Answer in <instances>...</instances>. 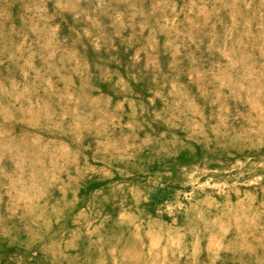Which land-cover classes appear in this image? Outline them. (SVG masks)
Returning a JSON list of instances; mask_svg holds the SVG:
<instances>
[{
  "label": "rangeland",
  "instance_id": "obj_1",
  "mask_svg": "<svg viewBox=\"0 0 264 264\" xmlns=\"http://www.w3.org/2000/svg\"><path fill=\"white\" fill-rule=\"evenodd\" d=\"M0 264H264V0H0Z\"/></svg>",
  "mask_w": 264,
  "mask_h": 264
}]
</instances>
